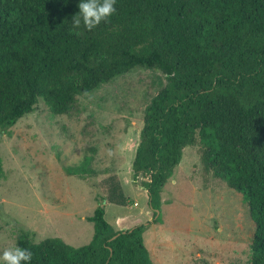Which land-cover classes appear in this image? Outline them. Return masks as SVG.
Segmentation results:
<instances>
[{"label":"trees","instance_id":"1","mask_svg":"<svg viewBox=\"0 0 264 264\" xmlns=\"http://www.w3.org/2000/svg\"><path fill=\"white\" fill-rule=\"evenodd\" d=\"M79 0H0V132L42 101L68 114L79 96L137 68L167 80L145 110L132 164L154 222L184 151L199 145L206 173L242 195L255 224L249 264H264V0H116L107 22L71 31ZM1 171V160H0ZM108 202L125 207L113 177ZM87 220L92 241L17 246L31 264H154L144 233L151 222L115 229L100 204Z\"/></svg>","mask_w":264,"mask_h":264},{"label":"rangeland","instance_id":"2","mask_svg":"<svg viewBox=\"0 0 264 264\" xmlns=\"http://www.w3.org/2000/svg\"><path fill=\"white\" fill-rule=\"evenodd\" d=\"M166 83L162 72L137 68L79 96L68 114L55 116L41 101L0 132V251L17 246L22 231L36 243L59 237L85 246L94 235L87 218L102 204L115 229L151 222L144 239L154 264H249V209L206 173L199 145L185 149L167 182L158 223L147 190L133 180L145 110ZM113 177L125 207L107 200Z\"/></svg>","mask_w":264,"mask_h":264},{"label":"clouds","instance_id":"3","mask_svg":"<svg viewBox=\"0 0 264 264\" xmlns=\"http://www.w3.org/2000/svg\"><path fill=\"white\" fill-rule=\"evenodd\" d=\"M116 0H79L78 13L72 18L71 31L79 35L81 25L87 30L107 22L115 13ZM33 253L30 249L13 246L0 251V264H31Z\"/></svg>","mask_w":264,"mask_h":264},{"label":"crops","instance_id":"4","mask_svg":"<svg viewBox=\"0 0 264 264\" xmlns=\"http://www.w3.org/2000/svg\"><path fill=\"white\" fill-rule=\"evenodd\" d=\"M138 206V205H137ZM122 218H120L119 220H121ZM127 229H129V228H119V230H127Z\"/></svg>","mask_w":264,"mask_h":264}]
</instances>
